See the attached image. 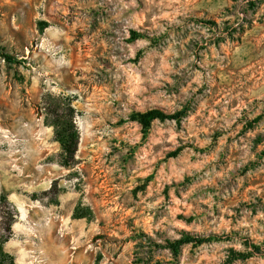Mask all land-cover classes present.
<instances>
[{
  "label": "rangeland",
  "instance_id": "374dc122",
  "mask_svg": "<svg viewBox=\"0 0 264 264\" xmlns=\"http://www.w3.org/2000/svg\"><path fill=\"white\" fill-rule=\"evenodd\" d=\"M0 53L16 264H264V0H0Z\"/></svg>",
  "mask_w": 264,
  "mask_h": 264
},
{
  "label": "trees",
  "instance_id": "16d2710c",
  "mask_svg": "<svg viewBox=\"0 0 264 264\" xmlns=\"http://www.w3.org/2000/svg\"><path fill=\"white\" fill-rule=\"evenodd\" d=\"M0 56H3L5 60L11 59L9 55L4 53H0ZM179 117L180 114H167L161 110L153 109L145 113L135 114L133 120L139 122L144 129H149L151 124L157 119L165 121L179 119ZM54 126L56 128V136L62 146V162L64 165L70 166L76 156L78 148L79 135L77 129L75 128L73 120L68 119V116L65 115L59 116ZM193 242L202 243V240L186 237L174 243L172 250L177 255L183 245ZM0 264H16L14 256L5 252L2 246H0Z\"/></svg>",
  "mask_w": 264,
  "mask_h": 264
}]
</instances>
